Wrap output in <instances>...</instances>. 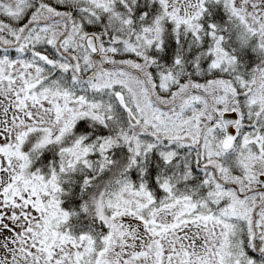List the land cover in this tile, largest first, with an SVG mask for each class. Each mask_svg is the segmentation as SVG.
<instances>
[{"label": "snow or ice", "instance_id": "obj_1", "mask_svg": "<svg viewBox=\"0 0 264 264\" xmlns=\"http://www.w3.org/2000/svg\"><path fill=\"white\" fill-rule=\"evenodd\" d=\"M0 264H264V0H0Z\"/></svg>", "mask_w": 264, "mask_h": 264}]
</instances>
